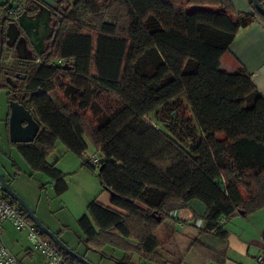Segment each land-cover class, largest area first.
I'll return each mask as SVG.
<instances>
[{
  "label": "trees",
  "instance_id": "16d2710c",
  "mask_svg": "<svg viewBox=\"0 0 264 264\" xmlns=\"http://www.w3.org/2000/svg\"><path fill=\"white\" fill-rule=\"evenodd\" d=\"M22 2L0 3V89L8 101H21L40 129L31 143L10 144L32 171L54 179L59 193L66 185L47 162L57 144L89 172L98 167L110 206L94 199L78 220L87 250L116 249V264H133V255L170 264L154 234L171 212L196 200L203 224L190 246L201 247L205 261L224 264L222 220L264 211V98L245 70L226 73L220 60L240 29H264V17L251 1L253 13L244 14L230 0H76L54 22L41 55L5 68L10 12ZM201 6L213 9L187 12ZM19 71L25 79L15 81ZM100 96L120 108L95 116L92 101ZM158 110L169 121L164 131L144 121ZM85 139L97 167L84 157ZM52 244L61 264H82Z\"/></svg>",
  "mask_w": 264,
  "mask_h": 264
},
{
  "label": "rangeland",
  "instance_id": "374dc122",
  "mask_svg": "<svg viewBox=\"0 0 264 264\" xmlns=\"http://www.w3.org/2000/svg\"><path fill=\"white\" fill-rule=\"evenodd\" d=\"M67 1L75 3L76 0ZM6 2L8 0H0L1 4ZM212 9V7L207 6L188 7L187 12ZM106 22L112 23L113 18L107 17ZM13 59V55L9 53L3 66L8 68ZM8 104L6 91L0 89V173L6 180L10 181L12 190L27 203L40 223L45 228L48 226L50 229L47 228L52 233L53 228L56 232H59V239L68 248L91 264H116L117 261L121 260L122 253L120 251L110 247H103L101 253L87 250L80 238L78 220L86 214L87 206L94 199L104 206H110V194L101 186L97 177L98 167L95 168L94 173L89 172L82 167V161L73 153L58 152L63 147L60 143L57 144L56 152L47 159V162L54 164V168L61 173L63 182L66 185L64 191L57 192L55 189L56 181L41 172L32 171L16 147L10 144L8 137ZM92 106L95 116L102 117L116 112L120 108V103L115 98L100 96L92 101ZM173 117L175 118L176 115L174 114ZM144 121L161 131L165 130V125L169 122L161 110H158L156 114L147 115ZM85 141L87 150L84 157L97 156L98 154L92 144L87 139ZM13 163L16 165L15 168ZM201 217L202 214H199L197 218ZM4 228L6 230L4 241L6 244L8 242L9 246H13L15 252L9 246L7 248L16 257L19 264H46L45 258L32 249L25 231L15 230L10 222H4ZM198 233V228L193 227L192 222L180 228L174 220L166 218L160 224L154 236L161 245L159 251L170 257L172 261L170 264H177L178 262L179 264H203L202 259L204 256L201 254V252H204L203 249L198 246H190ZM16 243L22 246L20 247ZM19 248L20 250H18ZM27 249L31 251L32 255L27 252ZM131 262L133 264H155L142 260L137 255L131 257Z\"/></svg>",
  "mask_w": 264,
  "mask_h": 264
},
{
  "label": "crops",
  "instance_id": "0c3cea01",
  "mask_svg": "<svg viewBox=\"0 0 264 264\" xmlns=\"http://www.w3.org/2000/svg\"><path fill=\"white\" fill-rule=\"evenodd\" d=\"M230 2L236 13H253L249 0H230ZM9 53L11 54V51ZM220 69L226 73H235L240 69L245 70L250 75L256 90L264 98V29L260 24L252 23L237 32L228 52L220 60ZM57 148L56 146V150ZM58 152L64 153V150L60 149ZM182 211L187 217L198 219V215L204 213V206L193 200ZM221 227L227 233L228 245V260L224 264H257L256 257L259 254H264V243L261 240L264 231V211H258L245 217L235 214L222 220ZM5 231L4 228L3 241ZM51 231L57 236L59 235L55 228ZM4 244L6 247L9 246L8 242L6 244L4 241ZM9 247L15 252L12 245ZM27 252L31 251L27 249ZM202 262L203 264L212 263L204 259Z\"/></svg>",
  "mask_w": 264,
  "mask_h": 264
},
{
  "label": "water",
  "instance_id": "95a60500",
  "mask_svg": "<svg viewBox=\"0 0 264 264\" xmlns=\"http://www.w3.org/2000/svg\"><path fill=\"white\" fill-rule=\"evenodd\" d=\"M44 6L50 9H54L57 7L58 0H39ZM254 6L255 11L264 17V8L261 6L258 0H250ZM13 24L8 26L7 29V38L8 45L13 46L15 43V34L18 32L17 27H12ZM11 29L15 30V34H11ZM47 37V36H46ZM46 37H39L37 41L40 43L41 48L43 47L42 41ZM42 51L38 52V55H41ZM19 59H25L23 56L19 55ZM9 116H8V137L9 142L12 144H28L31 143L40 127L39 124L32 118L30 112L24 108V106L15 101H9ZM0 189L3 193L7 194V196L18 205L25 215L30 219L32 224L40 231V233L46 235L49 240L54 243L58 248H60L64 253L73 259L77 260L82 264H91L83 257L77 255L74 251L68 248L57 235L50 232L47 228H45L32 210L29 208L27 203L17 194L15 193L10 183L5 179V177L0 173ZM154 216V214H152ZM157 221H160V217L155 218Z\"/></svg>",
  "mask_w": 264,
  "mask_h": 264
},
{
  "label": "flooded vegetation",
  "instance_id": "af4514ba",
  "mask_svg": "<svg viewBox=\"0 0 264 264\" xmlns=\"http://www.w3.org/2000/svg\"><path fill=\"white\" fill-rule=\"evenodd\" d=\"M20 4L15 5V7L19 5L18 7L21 11L17 18L9 17V20L11 21L9 25L13 24L17 27L18 32L16 33L14 29H11L12 35L16 33L15 43L13 46L8 45L11 49L9 50L12 52L15 51L16 55L12 62L16 60L18 64H20V61H25L27 59L31 62L29 59L34 58L39 51L43 52L46 50L50 43L52 29L55 24L54 22L62 19L68 11V8H73L74 2L70 3L67 0H58L57 7L54 9L47 8L39 0H25V3L22 2ZM39 37H46L42 41V48L37 41V38ZM19 55L23 56L25 59H19ZM19 73L20 71L15 74V81L25 79V75L20 76ZM8 82L11 85L15 84L12 79H8ZM18 103L22 104L21 101Z\"/></svg>",
  "mask_w": 264,
  "mask_h": 264
},
{
  "label": "built area",
  "instance_id": "2783aa9c",
  "mask_svg": "<svg viewBox=\"0 0 264 264\" xmlns=\"http://www.w3.org/2000/svg\"><path fill=\"white\" fill-rule=\"evenodd\" d=\"M20 8L17 6L10 12L11 18H17L20 13ZM60 63V62H59ZM91 165L97 167L99 163L98 156H87ZM172 220H174L180 228L187 223L193 222L195 228L202 227L203 221L198 218L187 217L182 210H177L170 213ZM10 222L13 228L19 232H26V237L32 246V249L36 250L45 258L46 264H61L64 258L60 255L57 249L54 247L50 240H45L40 235V231L27 220V216L22 209L13 204L12 200L3 193L0 189V264H17L16 257L10 253L5 246L2 234L3 223ZM257 264H264V254H259L256 257Z\"/></svg>",
  "mask_w": 264,
  "mask_h": 264
}]
</instances>
